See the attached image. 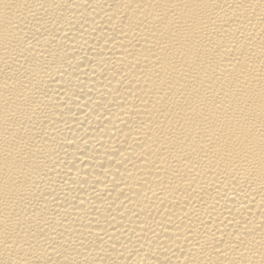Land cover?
Returning <instances> with one entry per match:
<instances>
[{"label": "bare ground", "instance_id": "obj_1", "mask_svg": "<svg viewBox=\"0 0 264 264\" xmlns=\"http://www.w3.org/2000/svg\"><path fill=\"white\" fill-rule=\"evenodd\" d=\"M0 264H264V0H0Z\"/></svg>", "mask_w": 264, "mask_h": 264}]
</instances>
